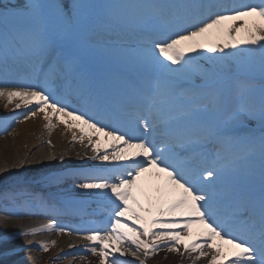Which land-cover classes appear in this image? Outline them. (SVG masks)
Masks as SVG:
<instances>
[{
	"label": "snow or ice",
	"instance_id": "snow-or-ice-1",
	"mask_svg": "<svg viewBox=\"0 0 264 264\" xmlns=\"http://www.w3.org/2000/svg\"><path fill=\"white\" fill-rule=\"evenodd\" d=\"M9 76L27 82L0 98L25 119L43 113L51 129L71 117L88 160L120 163L7 183L0 223L39 214L41 184L70 176L109 218L82 237L100 264H146L162 249L264 264V0H0V83ZM53 231L65 227L17 235Z\"/></svg>",
	"mask_w": 264,
	"mask_h": 264
},
{
	"label": "rangeland",
	"instance_id": "rangeland-1",
	"mask_svg": "<svg viewBox=\"0 0 264 264\" xmlns=\"http://www.w3.org/2000/svg\"><path fill=\"white\" fill-rule=\"evenodd\" d=\"M50 3H55L57 0H49ZM61 6L70 3V0H59ZM20 101L14 99L11 104H7L6 98H0V162L7 161L8 165H12L16 157H21L24 160L23 166H19L17 171L8 170L5 168L0 172V187L5 184L15 181H28L29 183H39L41 179L48 175L55 174H64L70 170L81 169L82 167L71 165L70 170L65 171L68 168L66 165L70 160V152H65L61 157H56L55 162L59 163V167L53 170L48 169L47 163L39 162L37 159H32L35 155L41 154V151L45 148H52L48 144L49 140H41L40 143L30 151L29 141L24 138H27L23 132L22 124L19 125L15 120L27 122L25 115L19 117L15 112L18 110L15 108V104ZM77 103H74L76 105ZM7 105V107H5ZM34 108V107H33ZM28 112V111H27ZM26 112V113H27ZM25 113V114H26ZM15 122V123H14ZM22 126V128H21ZM37 127L32 129L30 137L37 136ZM52 151V150H51ZM26 156L31 157L27 161ZM89 160L85 162L88 164ZM6 163V162H5ZM84 165V164H83ZM8 167V166H7ZM67 179L59 186L56 185H47L41 184L39 189L41 195H43L46 200L49 202L47 207H40L35 209L39 214L36 215H26L22 217H11L8 219L10 223H0V264H24L19 262L20 259L27 260L28 257L33 255L34 263L38 262L44 258L45 262H50L53 258L58 257L61 253L67 257L81 256L82 264H100L99 257L93 256L90 252H86L83 246H80L78 250L75 248L64 247L60 240L54 238L52 235L56 232H42L34 236H19L17 233L24 228L28 227H38L37 225H26L27 220H33L38 217H42L46 220H55L59 225L65 227V233L60 234L56 233L61 237H68L72 240L83 239L82 237L87 233L85 229L93 227H103L107 224L103 220V217L97 216L98 211L103 210L102 208L93 209L92 211L95 216L90 214H84L83 210L80 208L75 209L73 205V200L75 192L79 189L75 188L74 183H68ZM78 184V183H75ZM89 210V209H88ZM91 209L89 210V213ZM5 213L0 212V219H3ZM104 216V215H103ZM107 216V215H105ZM21 224H18V222ZM25 221V222H24ZM80 230V231H77ZM72 231L71 235H68L67 232ZM55 240L56 244L52 245L51 241ZM32 241V244L28 242ZM48 243V251H43L39 245L41 243ZM158 254V253H157ZM156 255L151 256L150 259H155L154 264H192V258L184 261H177L178 259L172 255L165 254L160 258ZM118 255V254H117ZM138 256L142 259L143 256L141 253H138ZM111 259V258H110ZM122 261H130L132 264H139V260L132 257L131 255L121 257ZM146 264H149L146 261Z\"/></svg>",
	"mask_w": 264,
	"mask_h": 264
},
{
	"label": "bare ground",
	"instance_id": "bare-ground-1",
	"mask_svg": "<svg viewBox=\"0 0 264 264\" xmlns=\"http://www.w3.org/2000/svg\"><path fill=\"white\" fill-rule=\"evenodd\" d=\"M8 79L11 81V83L9 84H2L0 83V87H12L14 84L16 83H25L27 81L21 80L18 77L15 76H9ZM34 107V105L32 106ZM72 108H79L74 107L71 105ZM28 111L27 108H25L23 105H21V108H19L15 113L21 117L23 115H25V113ZM49 114H50V110H49ZM15 122H18L19 125L22 124L23 127V132L25 134V136L27 138H24V140L26 139L27 141H29V150L32 151L34 147H36L40 141L43 139L50 140L52 142V148L50 150V148H45L44 150L41 151V154L39 155H35L32 159H37L39 162H46L48 165V169L49 170H53L59 167V163L55 162L56 157H61L62 154H64L66 151L70 152V160L69 163L66 165L67 167L77 164V162H81L84 163L86 162L88 159V157L92 156L94 153L92 151L91 146L88 143V139L87 137H85L83 143L80 142L79 137L81 135L80 131H79V127H76V125L78 124V122L72 120L71 117H64L61 116L60 120H56L55 118H53L52 123L54 125L53 128L49 129L47 127H45L47 121L44 120V114L43 113H37V115L35 117H30L29 119H27V122L23 123V121H19V120H15ZM14 122V123H15ZM21 126V128H22ZM35 127H37V136L35 137H30V133L32 132V129H34ZM73 133L76 134L77 136V140L75 142H72V136ZM92 139L93 142H96L97 140H99L100 143V147H101V154H103V151L105 149L106 145V141L103 137H97L96 135H92ZM108 151H111V148H108ZM49 156H54V159H48ZM25 159H27V161L29 159H31V157L26 156ZM91 163L88 165H84L83 168L78 169V170H70L69 167V172H86L89 169H91L92 165H98L101 167H111L114 164H118L120 162H116V161H107V162H102V161H91L89 160ZM6 162V163H5ZM24 164V160L21 159V157H16L12 163V165H8L7 161L4 162H0V172L1 170L8 168V170H13V171H17V168L19 166H23ZM8 166V167H7ZM82 167V166H80ZM65 171H68L67 168ZM66 181H68V183L72 184L73 183V178L68 176L66 177ZM81 181L79 179L75 180V183H80ZM74 197L77 199H81L84 203L86 204H93V206H98V204L96 202H93V200H91L88 196L86 195H82L81 194V190H78L77 192H75ZM141 199L143 200V198L141 197ZM103 212V210H102ZM101 212V213H102ZM101 213H99V216L103 217V220L105 222H109V218L107 216H103ZM8 223H10V221H7ZM18 222V221H17ZM25 222V221H24ZM48 220L42 218V217H38L36 219L27 220V223L25 222V224L30 225H37L38 224H44L47 223ZM18 224H21L18 222ZM199 229L198 228H193L192 229V233H193V237H195L198 233ZM57 233V232H56ZM53 233V237L60 240L61 244L64 247H68L70 244L76 245L75 249H79L81 248L80 246L89 244L88 241H85L84 239H79V240H72L70 238H66V237H61L58 234ZM199 242V241H198ZM227 247V246H225ZM64 254V253H63ZM62 253L56 257L53 258L50 262H45L44 258L41 260H38V262L34 263L33 259V255L28 257V261L27 260H22L20 259L19 262L24 263V264H82V257L81 256H74V257H67L65 255H63ZM165 254L168 255H172L175 258H177L178 262L179 261H184V260H189L191 257L184 255L181 256L177 253H170L167 252L166 249H162L158 254L157 257H161ZM119 255V254H118ZM195 255V254H193ZM128 256V255H126ZM125 257V256H124ZM121 258V257H120ZM147 262L149 264H154L155 263V259H150L147 260ZM196 264H207V258H202L201 260L197 261Z\"/></svg>",
	"mask_w": 264,
	"mask_h": 264
}]
</instances>
